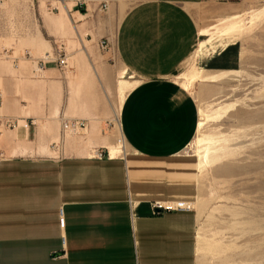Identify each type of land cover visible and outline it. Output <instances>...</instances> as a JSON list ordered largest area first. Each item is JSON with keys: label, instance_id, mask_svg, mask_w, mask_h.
<instances>
[{"label": "crops", "instance_id": "obj_1", "mask_svg": "<svg viewBox=\"0 0 264 264\" xmlns=\"http://www.w3.org/2000/svg\"><path fill=\"white\" fill-rule=\"evenodd\" d=\"M53 2L64 23L53 29L67 38L76 60L63 70L55 58L38 80L34 62L23 61L15 74L28 87L0 108L39 122V131L31 125L0 133V264H198L195 172L182 153L198 133L200 110L180 77L192 67L202 73L241 67L243 2ZM98 4L131 5L116 34L122 74L136 80L119 116L124 154L101 125L97 69L105 63L100 42L111 33L90 18ZM62 115L88 119V136L68 135L65 153L49 155L62 134ZM31 131L32 138L38 132L33 145ZM90 146L96 149L89 153ZM23 148H38L41 156L21 154ZM156 201L193 208L162 211Z\"/></svg>", "mask_w": 264, "mask_h": 264}, {"label": "rangeland", "instance_id": "obj_2", "mask_svg": "<svg viewBox=\"0 0 264 264\" xmlns=\"http://www.w3.org/2000/svg\"><path fill=\"white\" fill-rule=\"evenodd\" d=\"M239 1L244 6L241 67L230 73H202L192 67L180 77L200 110L198 133L182 153L195 172L193 209L199 218L198 264H264V157L261 163L253 159L264 154V0ZM46 2L0 0V108L6 97L19 94V87L22 91L28 87L15 74V64L37 62L46 52L57 58L55 62L63 70L67 68L60 59H66V65L75 64L76 53L68 51L67 38H61L53 29L56 24L64 25L56 16L59 7L53 0ZM130 8L129 4H119L103 10L98 4L97 13L90 17L96 19V26L106 27L111 33L106 38L109 47L100 48L105 63L97 69L104 89L100 90L103 99L99 107L106 114L101 122L104 135L110 136L123 154L128 149L120 129V110L136 80L130 72L122 74L116 34ZM86 32L89 30L84 31L83 39L87 38ZM44 44H51L52 49L43 48ZM29 51L40 53H33V59ZM3 114L7 116L0 110V116ZM83 119L90 126L91 122ZM38 123L33 126L39 131ZM88 128L75 136H88ZM0 129L1 134L7 131L5 136L11 133L10 128ZM68 135L61 134L56 141L63 140L62 153ZM37 139L38 132L32 138L31 131L27 143L33 145ZM52 146L47 154L58 156L60 152ZM37 149L23 148L20 152L41 156ZM93 149L96 148L90 146L88 152ZM2 151L0 146V154Z\"/></svg>", "mask_w": 264, "mask_h": 264}, {"label": "built area", "instance_id": "obj_3", "mask_svg": "<svg viewBox=\"0 0 264 264\" xmlns=\"http://www.w3.org/2000/svg\"><path fill=\"white\" fill-rule=\"evenodd\" d=\"M106 5L102 6V8H105ZM100 46L102 49H107L109 47V40L104 38L100 42ZM60 64L63 66H67L66 59H60ZM39 66L42 69H45L46 64L44 60L39 61ZM19 119L12 116H0V127H6V128H15L19 124ZM27 126L35 125V120H26ZM87 127V123L84 119H71L69 121L64 122V129H70V130H78V129H84ZM53 147H58V144L55 143ZM155 208L157 210L161 209L162 211H173V210H182V209H192L191 206H183L178 205L177 203L173 202H162V201H156L154 204ZM61 224L64 225V218H61Z\"/></svg>", "mask_w": 264, "mask_h": 264}, {"label": "bare ground", "instance_id": "obj_4", "mask_svg": "<svg viewBox=\"0 0 264 264\" xmlns=\"http://www.w3.org/2000/svg\"><path fill=\"white\" fill-rule=\"evenodd\" d=\"M29 54H30V57H32L33 59H35L33 57L34 54L31 51H29ZM43 57L44 58H41V59H38V60L39 61L40 60H44L46 65L49 62H51V61H53L55 59V57L51 56L50 53H48V52L44 53V56ZM39 61H37V62L34 61V71H35V73L37 71V75L38 76H42V75H44V70L45 69L40 68ZM15 66L18 68L19 67V63L15 64ZM65 68H67V66ZM74 119H78V118H74ZM69 120H71V118H69V119L68 118H63V120H62V137H64L67 133L70 134L69 135L70 137H72V136H75L77 133H79V130H83V129H78V130L75 131V130H70V129H64V122L65 121H69ZM21 122H23V123L21 124ZM37 123L38 122L36 121V124ZM17 126H18V128L21 127V128H24V129H29L30 128V126H27V121L26 120H20L19 121V124ZM1 132H2V129H0V133ZM53 143H55V142H53ZM56 143L58 144V147L55 148V147L52 146V144H51V146L53 147V149L58 150L60 152L59 155H58V156H60L62 154V151H63V140H61L60 142H56ZM263 157H264V154L260 153V155L258 156L259 159L257 158V156L255 158H253V159L255 161H257V162L259 161L261 163V158H263ZM177 204L178 205L180 204V205H183V206H191L193 208V205L192 204H187V203H177Z\"/></svg>", "mask_w": 264, "mask_h": 264}]
</instances>
